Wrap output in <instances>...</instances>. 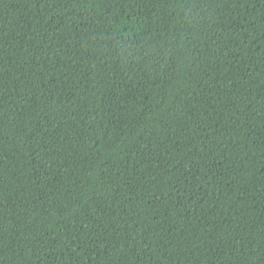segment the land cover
I'll list each match as a JSON object with an SVG mask.
<instances>
[{
    "label": "trees",
    "instance_id": "16d2710c",
    "mask_svg": "<svg viewBox=\"0 0 264 264\" xmlns=\"http://www.w3.org/2000/svg\"><path fill=\"white\" fill-rule=\"evenodd\" d=\"M0 264H264V0H0Z\"/></svg>",
    "mask_w": 264,
    "mask_h": 264
}]
</instances>
